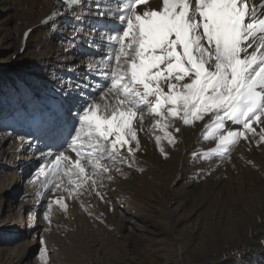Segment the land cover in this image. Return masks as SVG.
I'll return each mask as SVG.
<instances>
[{
  "label": "bare ground",
  "instance_id": "6f19581e",
  "mask_svg": "<svg viewBox=\"0 0 264 264\" xmlns=\"http://www.w3.org/2000/svg\"><path fill=\"white\" fill-rule=\"evenodd\" d=\"M57 2L0 0V76L11 61L24 62L13 86L0 84V101L10 103L0 112V264H43L40 238L50 264H264V143L258 146V136L241 140L228 158L194 160V151L202 154L214 142L201 139L204 121L191 127L176 121L181 131H169L177 143L161 140L165 158L155 142L164 133L147 117L137 124L139 150L125 152L128 162L115 164L95 189L70 196L63 186L41 187L44 177L35 173L57 149L45 147L46 126L39 125L64 116L69 83H88L83 91L94 94L106 71L99 57L83 55V31L75 33V45L66 42L74 35L72 15L48 20ZM4 11L17 33L3 27ZM77 13L84 26L96 19L78 7ZM62 26L68 35L58 38ZM60 198L66 211L55 203ZM49 201L50 223L43 219Z\"/></svg>",
  "mask_w": 264,
  "mask_h": 264
},
{
  "label": "snow or ice",
  "instance_id": "6c2138e0",
  "mask_svg": "<svg viewBox=\"0 0 264 264\" xmlns=\"http://www.w3.org/2000/svg\"><path fill=\"white\" fill-rule=\"evenodd\" d=\"M59 2L49 21L72 15L68 30L74 35L66 42L75 45V33L83 31V55L99 57L106 71L94 94L83 91L88 83H69L64 116L47 121L45 147L57 151L35 173L44 177V190L63 186L71 196L80 188L95 189L115 164L128 162L125 152L139 150L137 124L147 117L164 133L155 142L165 158L161 140L177 143L169 131L176 121L189 127L204 121L201 139L214 142L202 154L194 151V160L228 158L241 140L251 143L256 136L258 146L264 143V0ZM77 7L96 19L84 26ZM75 89L81 91L73 96ZM55 203L67 210L63 198ZM47 208L43 219L50 223L51 201ZM39 243L43 264H50L45 241Z\"/></svg>",
  "mask_w": 264,
  "mask_h": 264
},
{
  "label": "rangeland",
  "instance_id": "374dc122",
  "mask_svg": "<svg viewBox=\"0 0 264 264\" xmlns=\"http://www.w3.org/2000/svg\"><path fill=\"white\" fill-rule=\"evenodd\" d=\"M7 14H8V12L6 13V11H4V12H2L1 13V18L3 19V21H4V23H3V27H5L6 29H8L10 32H13L14 34L15 33H17V30H16V28L15 27H13L14 25H13V22H9L10 20H9V18H7ZM62 28V30L60 31L61 33L58 35V38H61L62 36L65 38L67 35H68V32L69 31H67V28H64V26H62L61 27ZM58 34V30L55 32V35L54 36H57V34ZM25 34V33H24ZM29 34V33H28ZM28 36V35H27ZM26 36V37H27ZM56 42H61V40H56ZM55 42V43H56ZM1 46V45H0ZM54 50H55V52H57V53H59L60 52V47L58 46V44L54 47ZM2 54H4V53H2L1 51H0V60H1V58H2ZM22 53H19V56L21 55ZM25 59H28V60H30L31 59V61L33 60V61H35L36 60V58L35 57H33V59H32V56L31 55H29V54H26L25 53ZM72 63L71 64H76L77 63V61H71ZM23 63L24 62H19V61H16V60H13V61H11V68H8V70L7 69H5V71H6V74H2V76H0V84L1 85H4V86H7V85H11V86H13L14 84H15V82H16V75L18 76L19 74H21V70H22V67L21 66H23ZM8 72V73H7ZM0 73H1V66H0ZM44 78H46V77H44ZM47 79V78H46ZM46 79H44V81H46ZM6 89H8V87L6 88ZM32 92H34V91H32ZM10 105V103L8 102V101H3V102H1L0 101V112H1V110L2 109H4V108H6V107H8ZM46 124H44V126H45ZM15 162H18V161H15ZM19 164H21V163H19ZM225 177V176H224ZM223 177V178H224ZM16 209V206L15 205H13V208H12V206H11V210L12 211H14ZM244 228H245V226H244ZM236 238H238V239H240V237L237 235L236 236ZM12 253H13V250L11 251ZM32 258H33V254H31L30 255ZM196 264V263H195Z\"/></svg>",
  "mask_w": 264,
  "mask_h": 264
}]
</instances>
